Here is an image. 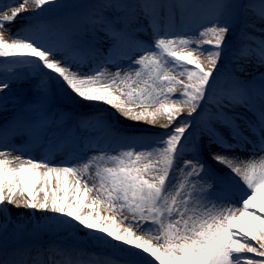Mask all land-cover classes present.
<instances>
[{"label":"snow or ice","instance_id":"6c2138e0","mask_svg":"<svg viewBox=\"0 0 264 264\" xmlns=\"http://www.w3.org/2000/svg\"><path fill=\"white\" fill-rule=\"evenodd\" d=\"M259 3L256 9L240 0H95L87 15L67 0L0 3V93L13 84L33 93L0 95V215L8 205L42 213L30 230L17 223L9 231L11 217L4 215L0 264H36L41 256L46 264H116L60 243L37 246L33 255L26 232L71 239L84 233L127 253L124 264H264ZM250 9L236 32L242 10ZM25 12L35 13L37 23L15 33L6 28ZM45 14L50 19L40 20ZM197 52H206L203 61ZM225 54L231 59L221 71ZM81 102L107 108L75 118L66 111ZM120 117L164 131L121 127ZM185 152L193 158L183 159ZM58 153L63 158L54 162Z\"/></svg>","mask_w":264,"mask_h":264},{"label":"rangeland","instance_id":"374dc122","mask_svg":"<svg viewBox=\"0 0 264 264\" xmlns=\"http://www.w3.org/2000/svg\"><path fill=\"white\" fill-rule=\"evenodd\" d=\"M67 2L80 5L81 7L78 9V11H80L82 14L87 15L90 12V8L88 6L91 5L92 3H94L95 0H67ZM0 3L8 4L9 0H0ZM240 3H242V4L252 3L256 9H258L260 6L259 0H240ZM31 13L34 14L33 18L35 20V23H37V20L35 19L36 14L33 12H31ZM250 17H252V10L251 9L248 10V12H246V13L242 10V12H241V23L237 26L236 32H238L241 28H243L244 21H246ZM39 19L40 20H47V19H50V17H48L47 14H45L44 17H40ZM76 22L77 21H72V23H76ZM19 29H21V28H19ZM13 33H15V31H13ZM45 34L49 38L55 39V37L50 36V34L47 32V30H45ZM97 35L99 37H103L104 34L102 32H100ZM255 35H260V33L257 32V33H255ZM137 36L141 41H150V39H151V37L149 35L145 34L144 32L137 33ZM5 37L6 38L8 37L7 32H5ZM85 38L88 40H91V35L89 34ZM229 41L231 43H233L234 45H236L238 43L237 41L233 40L232 37L229 38ZM96 47L106 48L107 44L97 43ZM205 47H207V46H205ZM139 54H142V53H137V55H139ZM197 55H199L200 59L203 61L205 56H206V52L205 53L197 52ZM0 59H3V58H0ZM133 59H135V56L133 57ZM230 59L231 58L228 54H225L221 57L220 65H219L221 71L225 70L226 66L230 63ZM128 63H129V61H123L122 62L123 67L127 68ZM105 67H107L109 72H115L116 71V67H114L112 65H106ZM248 70L251 71L253 73V75H255V68L254 67H250ZM21 71H23V69H21ZM122 74H123V72H122ZM181 78H183V77H181ZM31 82L35 83L36 81L33 80ZM17 88H19V89H17ZM10 90H14L16 94H18V95H20L26 99L31 98V96L33 95V93L29 91L27 84H13L11 86V89H6L3 93H0V95H7ZM78 104L65 106L66 111L73 112L74 118L79 117L82 114L85 116L96 115V114L103 112L107 108V106H105V105H95V104H88V103H83V102H81V104L80 103H78ZM90 106H95V107L88 108ZM111 111H112L111 109H107V112L110 113ZM183 115L185 117H187V112L185 111L183 113ZM113 119H115V117H113ZM119 119L121 120L122 123H121V125H118V126H121V127L135 129L138 131L148 130L150 133H159V132L164 131L163 129H160L158 126L155 128H150V126L145 124V123H134L130 120H124L123 117H120ZM2 122H3V117H0V123H2ZM73 123H75V119L68 121L69 126H71V124H73ZM160 123H166V121L161 120ZM176 126H180V125L177 124ZM194 131H195V121H193V128L190 129L189 132H194ZM187 134L188 133H186V135ZM15 143L19 146V145H22L23 141L21 140V138L17 137V138H15ZM201 143H206V141L202 140ZM191 146H192V142H191V140H189L187 147L191 148ZM137 150H140V149H137ZM217 150L218 149H216V148L211 149V151H217ZM15 153H20V152H15ZM94 154H97V153H93V152L87 153V155H89V156L94 155ZM111 154L115 155L116 153L112 152ZM203 154L206 158H208L210 156V152L207 148H204ZM35 155L37 157L40 156V150L39 149H37ZM236 155H240V156L247 155L248 156L249 153L237 152ZM260 155L261 154L259 152L256 153L257 158ZM25 158H27V154L25 155ZM62 158H63V154L58 153L55 156V161H57V160L60 161ZM192 158H193V156H192L191 152H185L183 159H192ZM182 162H183V160L180 161L181 164H182ZM209 162L212 163L213 167L216 168L221 173H225L228 171L223 165H217V164H215V162H211V161H209ZM177 176H179L178 172H177ZM88 183L90 185H92V184L96 183V181L94 179H89ZM64 187H65V189L67 188V182H65ZM40 195L42 197L43 192H41ZM261 198L264 199V193H261ZM8 209H9L8 213L0 215V223H3L4 215H10L12 223L8 224L9 231H11L14 228V225L17 223L22 224V225H26V228L28 230H30L31 229L30 220L39 219L42 215V213H40V212H33V210L25 209L22 207L21 208H14L11 205H8ZM122 215L128 216L129 214L125 212ZM138 234H140V233H138ZM25 237L26 238L24 240V243L33 245V249H32L33 255L36 252L37 246L42 247V248H47L50 243H60V244L65 245V246L75 245L78 248L84 250L89 255V257L95 255L97 258H99L101 260H104V259L114 260V261H116V264H124V261H126L130 258L127 253L121 252L117 249H113L110 246L99 244L98 242L92 240L88 235H85L84 233H80L76 239L68 238L64 234H60L59 236H51V235H44V234L35 235V236H28L27 232L25 233ZM256 258H259V257H256ZM46 259H47L46 256L37 257L36 258V264H46ZM137 259H139V258H137ZM141 264H146V262L142 261Z\"/></svg>","mask_w":264,"mask_h":264},{"label":"bare ground","instance_id":"6f19581e","mask_svg":"<svg viewBox=\"0 0 264 264\" xmlns=\"http://www.w3.org/2000/svg\"><path fill=\"white\" fill-rule=\"evenodd\" d=\"M33 16H34V14H32L31 12L30 13L29 12L22 13L21 16L16 19L15 22H13L11 24H7L6 28H10L12 32L13 31L16 32V30H18L19 28L22 29V28H25L30 23H35V20H34ZM91 107H95V106H90L88 108H91ZM2 150H5V149L0 148V151H2ZM20 154L21 153L10 152V156H16V155H20ZM244 157L246 158L247 155H245ZM55 162H58V160L55 161ZM249 255L250 256H254V254H249Z\"/></svg>","mask_w":264,"mask_h":264}]
</instances>
